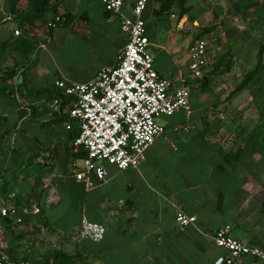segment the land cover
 Instances as JSON below:
<instances>
[{"label": "crops", "instance_id": "1", "mask_svg": "<svg viewBox=\"0 0 264 264\" xmlns=\"http://www.w3.org/2000/svg\"><path fill=\"white\" fill-rule=\"evenodd\" d=\"M133 4L125 0L124 15ZM8 14L17 18L3 23ZM145 19L154 67L172 90L188 79L190 110L160 118L166 131L138 168L106 165V182L87 190L72 176L86 153L73 146L78 130L66 129L71 98L54 85L94 80L117 63L127 36L101 0H0V205L13 198L29 211L7 232V258L215 264L227 252L214 236L227 225L264 248V0H155ZM203 27L220 49L207 83L189 70ZM178 211L196 223L178 226ZM84 219L106 228L102 241L79 239Z\"/></svg>", "mask_w": 264, "mask_h": 264}, {"label": "built area", "instance_id": "2", "mask_svg": "<svg viewBox=\"0 0 264 264\" xmlns=\"http://www.w3.org/2000/svg\"><path fill=\"white\" fill-rule=\"evenodd\" d=\"M58 1V0H51ZM155 0H134L131 16L123 14L125 0H101L105 10L117 18L127 36V44L118 56L117 63L104 67L94 80L85 84H69L58 81L54 88L71 98L68 110L67 130L74 127L78 135L73 143L75 151L84 150L86 157L72 165V176L77 182L93 190L108 179L106 165L123 171L138 168L147 159V152L155 140L166 131L161 117H171L178 111L190 110V90L187 78L172 90L169 80L159 75L154 67L152 46L147 33L145 13ZM17 17L5 15L3 23H12ZM62 21L61 16L48 23L50 28ZM21 36V30H15ZM45 48L44 45H41ZM220 49L217 40L204 34L192 40L189 70L191 77H207L217 63ZM61 99L53 101L60 109ZM190 127L177 126L176 132L189 131ZM22 208L11 198L0 205V264H34L31 258L11 260L3 252V245L10 229L19 230L24 224ZM197 217L182 211L176 214L180 227L195 224ZM44 230V229H42ZM106 228L86 219L82 221L79 239L100 242ZM215 244L227 252L215 264H239L251 257L264 261V248L252 246L237 239L233 228L227 225L214 236Z\"/></svg>", "mask_w": 264, "mask_h": 264}, {"label": "trees", "instance_id": "3", "mask_svg": "<svg viewBox=\"0 0 264 264\" xmlns=\"http://www.w3.org/2000/svg\"><path fill=\"white\" fill-rule=\"evenodd\" d=\"M163 1L166 3V0H163ZM170 1L172 2V0ZM210 32H211V28L205 30V34H208ZM202 80L205 81V83H207V77H204Z\"/></svg>", "mask_w": 264, "mask_h": 264}, {"label": "rangeland", "instance_id": "4", "mask_svg": "<svg viewBox=\"0 0 264 264\" xmlns=\"http://www.w3.org/2000/svg\"><path fill=\"white\" fill-rule=\"evenodd\" d=\"M206 29H209V27H203L202 29L203 31H201V33H198L197 37L204 35L205 34L204 30ZM150 52L152 53L151 48H150Z\"/></svg>", "mask_w": 264, "mask_h": 264}]
</instances>
